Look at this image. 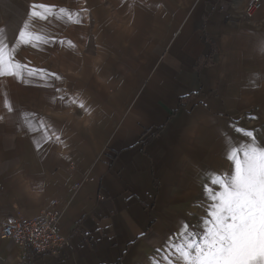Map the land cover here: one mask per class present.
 <instances>
[{
  "label": "crops",
  "instance_id": "obj_1",
  "mask_svg": "<svg viewBox=\"0 0 264 264\" xmlns=\"http://www.w3.org/2000/svg\"><path fill=\"white\" fill-rule=\"evenodd\" d=\"M1 2L10 46L33 4L82 22L34 19L49 42L15 61L44 78L0 77V232L56 201L70 238L58 256H34L0 234V264H183L168 244L202 220L205 172L223 175L226 139L264 120V2L249 19L252 0ZM26 114L60 140L28 131Z\"/></svg>",
  "mask_w": 264,
  "mask_h": 264
},
{
  "label": "snow or ice",
  "instance_id": "obj_2",
  "mask_svg": "<svg viewBox=\"0 0 264 264\" xmlns=\"http://www.w3.org/2000/svg\"><path fill=\"white\" fill-rule=\"evenodd\" d=\"M49 17L57 20L66 18L76 24L82 22L79 12L54 5H31L28 18L19 30L13 46L7 41L6 29L0 28V77L22 80L26 69L28 77L36 76L39 72L41 78H44L43 70L27 68L15 61V55L20 46L37 47V41L49 42L42 35L29 30L34 19L46 21ZM258 48H264V41L259 42ZM46 75L61 79L53 73ZM56 91L61 90L57 88ZM72 103L86 109L79 97L73 98ZM4 107L12 112L8 101H5ZM26 115L29 119L23 126L31 132V125L35 123L37 130L43 133L44 143L53 137L60 140L59 133L43 120L31 119L35 114ZM236 131L243 133L245 130L238 128ZM246 135L250 142L237 144L231 138L226 139L225 158L231 163L225 174H204L207 177L204 191L209 201L206 218L195 225L181 222L179 230L174 233L177 239L169 241V250L174 249L183 264H264V145L255 141L253 132L248 131ZM213 186L219 190H214Z\"/></svg>",
  "mask_w": 264,
  "mask_h": 264
},
{
  "label": "built area",
  "instance_id": "obj_3",
  "mask_svg": "<svg viewBox=\"0 0 264 264\" xmlns=\"http://www.w3.org/2000/svg\"><path fill=\"white\" fill-rule=\"evenodd\" d=\"M264 0H252L244 11L246 19L257 11ZM61 213L56 201H51L38 217H9L1 224V237L11 241L20 251L34 256H58L70 244V238L60 233Z\"/></svg>",
  "mask_w": 264,
  "mask_h": 264
},
{
  "label": "rangeland",
  "instance_id": "obj_4",
  "mask_svg": "<svg viewBox=\"0 0 264 264\" xmlns=\"http://www.w3.org/2000/svg\"><path fill=\"white\" fill-rule=\"evenodd\" d=\"M1 0H0V11L2 8V4H1ZM248 131L253 132L255 141L260 144V145H264V120L263 119H257L255 120L251 126L245 131V133L243 135L240 136V142H250V138L246 135V133ZM230 161L227 165V169L225 170V173L227 172V170L230 167ZM224 173V174H225ZM214 190H219L218 187H214ZM208 205H209V201L205 198V202H204V206H203V214H202V219L206 218V211L208 209Z\"/></svg>",
  "mask_w": 264,
  "mask_h": 264
}]
</instances>
